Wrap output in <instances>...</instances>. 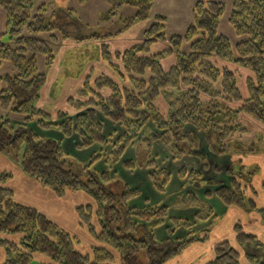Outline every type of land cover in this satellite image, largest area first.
<instances>
[{"label":"trees","instance_id":"1","mask_svg":"<svg viewBox=\"0 0 264 264\" xmlns=\"http://www.w3.org/2000/svg\"><path fill=\"white\" fill-rule=\"evenodd\" d=\"M41 1L0 0V9L6 14L0 63H8L13 69L11 74L0 77L3 85H0V113L24 119L16 124L9 122L6 115L0 117V155L9 150L14 152L19 159L20 172L59 200L68 195L83 196L87 202L76 206L74 213L78 227L85 231L91 244L82 253L77 249L80 243L69 232L35 208L16 202L13 190L5 185L12 180V174L1 171L0 252L3 260L0 264H138L142 251L148 264H167L193 244L205 243L206 234L185 240L172 239L177 228H191V223L178 220L167 227L169 239L156 241L152 230L158 223H149L165 218L166 210L130 208L128 201L137 197L138 191L127 186L120 188L110 173L126 148L136 140L139 167L146 159L147 166H154L149 155L156 142L163 144L173 160L190 156L203 161L197 152L198 136L184 131L187 124L203 133L209 151L216 156L234 158L253 151L254 146L241 139L246 129L238 117L244 115L264 128V0H232L228 14L227 5L221 1L198 0L192 10V22L183 35L167 38L166 18L155 16L144 31L142 41L123 52L111 54L108 46L102 44L100 58L118 80L105 75L94 80L87 77L66 100L67 109L72 110L74 116L67 111L52 115L37 108L46 78L38 72L36 58L43 57L45 65L51 67L54 63L52 45L58 43V36L63 40L69 38L56 25L45 22L46 16L58 11L55 9L48 15L49 7L39 5ZM76 2L83 5L88 0ZM153 3V0H106L109 9L99 20L108 24L97 27L104 32L77 41L104 42L117 37L135 24L149 20ZM125 7L133 9L134 15L120 16L118 12ZM226 15L231 33L221 30ZM66 23L64 28L68 31ZM111 29L114 30L110 32ZM42 36L48 40H43ZM163 43L166 44L164 49L153 50ZM170 58L175 60L171 66ZM227 65L248 72L246 98L238 88L236 73ZM158 101L165 110L158 108ZM233 104L238 105L233 107ZM96 112L124 128V134L111 144L103 173H97L94 165L101 159L110 138L103 135ZM149 121L154 130L145 129ZM30 123L42 130L58 131L66 138L76 134L78 150L93 144H99L102 149L81 163L66 155L57 140L32 132L27 126ZM207 166L204 164L205 168ZM125 167L133 169L134 165L125 163ZM256 172L253 169L241 174V168L230 166L225 173L232 178V188L215 182L209 185L218 186L215 195L227 207L262 214L236 181V178L246 177L248 182ZM179 176L203 188L199 185L200 174L183 169ZM169 177L164 169L149 174L159 192H164ZM186 205L199 208L198 219L205 220L211 215L210 210L203 215L202 204L190 196ZM241 231L240 226H236L239 247L249 242L257 246L253 235ZM213 254L214 260L209 264H242L240 254L228 242L215 244ZM246 258L255 259L251 255Z\"/></svg>","mask_w":264,"mask_h":264},{"label":"crops","instance_id":"2","mask_svg":"<svg viewBox=\"0 0 264 264\" xmlns=\"http://www.w3.org/2000/svg\"><path fill=\"white\" fill-rule=\"evenodd\" d=\"M79 8V13L81 17H83L87 26L93 27H105L108 23H101L99 21V14L106 13L109 9L108 5L106 4V0H88L87 3L83 5H79L76 0H72ZM191 3L189 7H186L184 4L187 0H153V8L151 10V15L149 20L144 22H139L132 26L131 28L124 31L117 37L108 39L106 41L99 42V45L106 44L109 48V52L114 54L115 52H123L124 50L130 48L131 46L139 43L142 41L143 33L148 27L152 24L153 19L155 16H163L166 20L171 19L176 22L177 25H181L183 20H185L186 27H183L182 33L179 35H183L185 30L192 22V10L194 4L198 0H190ZM39 5H45L49 7L48 15L55 10L56 8L51 5L50 0H42ZM88 5V6H86ZM77 8V9H78ZM119 15L122 17H131L134 15V10L131 8H122L119 12ZM181 20V21H179ZM5 26H6V14L3 10L0 9V41L4 38L5 33ZM166 27V25H165ZM165 31V30H164ZM166 36V35H165ZM177 36V35H173ZM167 37V36H166ZM172 37V36H171ZM169 38V37H167ZM42 39L47 41L48 37L42 36ZM65 42H62L60 39L58 43L52 45V50L54 53V47L62 45ZM163 45L164 48L166 44ZM100 50V49H99ZM154 50V49H153ZM161 50V49H160ZM61 55L59 53L58 57ZM41 57V56H39ZM37 61V69H38V58ZM43 58V57H41ZM56 58V57H54ZM44 60V58H43ZM169 63L174 60V58L169 59ZM54 63L55 59H54ZM53 63V65H54ZM43 65V61L41 62ZM168 63H164L167 65ZM52 65V66H53ZM0 70L1 74H11L13 69L10 64L8 63H0ZM39 73H42L39 71ZM3 75H0L3 76ZM98 75H105L112 80H115L111 70L109 69L108 65L103 62L99 57L96 61H92L89 63L86 68L83 70L81 76L76 80H68L64 87L63 94L56 100L50 98L49 90L51 87L50 81H45L44 86L41 88L40 91V101L38 103V108L44 112L54 115L59 111H69L66 106V100L73 96L75 91L80 88L87 77L91 79H95ZM46 78V77H45ZM3 87L2 84H0ZM14 116V115H13ZM97 121L102 126L103 135L109 137L110 134L108 129L112 128L113 125L120 126V136L124 134V128L120 124H114L109 119L104 116H101V113H95ZM17 117V116H15ZM148 127V126H147ZM36 129V130H35ZM32 129L34 133L43 137H50L58 140L63 147L65 148L66 152L69 154H74L75 156L78 153L74 150L73 146H71V138L63 137L58 131L55 130H42L39 128ZM147 130H154V127L147 128ZM186 133H200L201 137L199 138V149L198 153L202 156L203 161H200L196 157L185 156L179 160H173L171 154L168 150L163 146L162 143L156 142L151 147V153L149 158L153 160L156 164L157 171L160 170H167L169 172V182L167 183L164 192H159L152 184L149 174L152 172L150 169L146 168V165L139 167L137 166V149L136 144L132 143L127 149L124 151L120 161L116 163L111 171V178L116 182L120 188L123 186H127L131 189H135L138 191L139 195L131 200L128 201V206L130 208L141 209L147 206L150 207H157L159 209L166 210V217L161 218V224H158L153 229V236L156 241H165L168 239L167 234V227L172 225L173 220L189 222L191 223V228H184L179 227L174 231L172 236L173 239L176 240H185L189 237H196V236H203V234L207 235L208 240L205 243H195L190 248H188L185 252L181 254L178 258L170 262L169 264H209L214 260L213 254V247L215 244L228 242L235 250L238 251L240 254L241 263L242 264H251V262L246 261V254L245 249L246 247L252 245L255 246L252 242L246 243L244 246L239 247L236 243V226H240L241 232L253 235L255 239H258L259 236L264 235V219L263 216H259L258 213L250 212L245 213L240 211L236 208H227L219 198L216 197L215 191L218 188L216 185H209L210 182H215L216 184H222L227 188H231V178L229 176H221V173L215 172L214 168H221L223 167L228 168L229 166H240L239 162H243L244 167H251L257 164V161L251 160L253 157L249 155L248 157L240 158L234 156L231 158L230 162H226L227 156H216L209 151L207 143L204 139L203 133L196 130L195 128L191 127L190 125H186L184 128ZM114 132L111 134L113 135ZM112 135L111 139H112ZM198 136V135H197ZM118 137V138H119ZM117 138V139H118ZM116 139V140H117ZM79 142V138L76 136L74 140V144ZM73 144V145H74ZM94 153H97L101 150V146L95 144L91 148L87 150H78V151H86L87 157H83V162L87 161L88 154H93L91 152L92 148H95ZM63 149V148H62ZM98 149V150H97ZM110 150V149H109ZM107 151V147L104 149L102 153V158L99 162L96 163V169L98 173H103L106 170L105 166V158H103L104 153ZM90 155V156H91ZM252 157V158H251ZM148 159L145 160V164L147 163ZM104 164H103V163ZM0 172L7 171L12 174V180L5 184L9 186L14 192V199L18 203L35 208L36 210L43 213L48 219L58 224L60 227H63L65 219V210L64 206L59 207L54 210V216H51L49 212L46 210V207L52 205H59L62 200L57 199L53 196V194L47 190L42 189L36 182L31 180L30 178L24 176L18 167L11 168L9 163L5 162L4 158L0 155ZM125 163H132L134 165L133 169H128L125 167ZM226 163V164H225ZM100 164L104 165V168H100ZM204 164L208 165V168L204 167ZM193 171L201 175L200 187H195V183L197 182H190L187 178H181L179 176V172L181 170ZM258 175V174H257ZM257 175L251 178L250 183L244 184L245 189L247 190V199L252 200L257 204L258 198H264V195H259L258 191L264 192V187L258 186ZM259 177V176H258ZM241 181L238 179V183ZM123 185V186H122ZM240 185V184H239ZM29 192L32 196L30 199V203L21 202L18 199L17 193ZM208 193L209 195H206ZM190 196L192 200H196L197 202L201 203L204 207L203 215L211 212L210 218L208 219H198L197 214L199 213V208L195 206H188L186 205L187 197ZM69 199H72L71 208L74 211L77 205L81 203H86V199L81 195H68ZM79 203H77V202ZM259 203V200H258ZM45 206V208H44ZM258 210L259 204H258ZM47 211V212H46ZM264 213V212H263ZM74 215L75 224L78 227L77 219ZM72 218V217H71ZM259 240V239H258ZM261 243V241L259 240ZM264 243V242H263ZM256 247V246H255ZM262 248V247H258ZM264 248V247H263ZM244 260V262H243Z\"/></svg>","mask_w":264,"mask_h":264},{"label":"rangeland","instance_id":"3","mask_svg":"<svg viewBox=\"0 0 264 264\" xmlns=\"http://www.w3.org/2000/svg\"><path fill=\"white\" fill-rule=\"evenodd\" d=\"M218 1H221V2H223V3H225L227 5V11L228 12L226 14H228L229 11H230L232 0H218ZM50 3H51L52 6H54L56 8L55 11H58V12H55L54 14H52L50 16H46L45 17V22L46 23H53L54 25L57 26L58 29L60 28V30L62 32H64V34L69 35V38L66 39V40L60 39L61 36H58L59 39L62 42H65V43H63L62 45L54 47L53 56L56 57V58H54L56 63H54L53 66L47 67L45 65V60H43V58H41V57L38 58V69H39V71H41L45 75L46 80L50 81V83H51V87H50V90H49L50 98L53 99V100H56V99H58L60 97L61 94H63L64 87L67 84L66 82L68 80L76 81L81 76V74H82L83 70L86 68V66L89 63H91L92 61H96L98 59V57H99V53H100L99 49L101 48V46L99 45V42H101L102 40H89V41H85L83 43H81V42L79 43L77 41V39H80L82 37L87 38L90 35L97 34V33L98 34L99 33H103L104 31L100 30V29H97V27L87 26V23L84 21L85 19L83 17H81V14L79 13L78 6L72 0H50ZM190 3H191V1L187 0V2H185L184 5L186 7H189ZM86 6H88V5H86ZM68 12H70V13H68ZM67 14H69V15L65 16ZM104 14L105 13L99 14V19H101V16L104 15ZM226 18H227V15L225 16L224 20L222 21L221 30L224 33L225 32L226 33H231L230 32V27H228V25L226 23ZM179 21H181V20H179ZM65 23H66V26L69 27L68 31L64 28ZM165 25H166V27H165L164 33H165V35L167 37H171L173 35H179L180 33H182V31L184 29L183 27H186L187 24H185V20H183L181 25H177L175 21L169 19V17H168ZM70 28H74V29H70ZM113 30L114 29H111L110 32L113 31ZM160 49L161 50L164 49V46L163 45L156 46L154 51L157 52ZM185 50H187V49H185ZM59 53H61V55L58 57ZM42 61H43V65L41 64ZM174 62H175V60H172V62L169 65L171 66ZM116 65L119 66L120 64L116 63ZM169 65H166L165 67L168 68ZM119 67L121 68V65ZM220 67H222V66H220ZM226 67L229 68L234 73H236L238 88H239L243 98H246L245 79L248 76V72H246L243 69H240V68H237L235 66H232V65H227ZM109 69L111 70L110 67H109ZM1 73L2 72L0 70V75H3ZM111 73L113 74V76L115 78V81H117L118 78L112 72V70H111ZM39 101H38V103H39ZM38 103H37V108H38ZM237 105L233 104L232 106L233 107H237ZM157 106H158V108L160 107V109L162 111L165 110V108L163 107L164 105L161 103V101L157 102ZM67 113L71 114L72 116L75 115L72 110L67 111ZM3 116L7 117L9 122L16 123V124H20V123H22L24 121V119L21 118V117H15L12 114L7 115V113H4V112L0 113V117H3ZM101 116H103V115L101 114ZM238 119H239V122L242 124L243 128L246 129V135H242L241 139L246 144H248L249 146L250 145L254 146L252 152H250V153L248 152L244 156H239V157L240 158H244V157H248L249 155H251L253 157V158L251 157L252 158L251 160L257 161L258 163L255 164L254 166L246 168V167L243 166L244 165L243 162L242 163L239 162L240 166L237 165L236 167H239V168L242 169V173L241 174H247V171H249V170L251 171L253 169H256L257 172H256L255 175L258 174L257 175V181H259L258 182V186L259 187L260 186L264 187V128L261 127L260 125H258L257 123H255L254 121H252L251 119L246 118L244 115H239ZM116 124H119V123H116ZM187 125H190V124H187ZM27 126H28V128L31 131H32V129L38 128V126L35 123L27 124ZM147 126L149 128L154 127V125L152 124L151 121H149L146 124L145 129L148 128ZM108 130H109L108 132L110 134H108L109 137H107V138H110V143L106 146L107 147V151L103 155V158H105V161H106V158L108 157V154L110 152L109 149H111V144L114 143L116 141V139L120 136V132H119L120 126L119 125H113V127L108 129ZM112 132H114L113 135L111 134ZM38 135H40V134H38ZM110 135H112V139H111ZM196 135H198V137H201L199 132ZM76 136H77L76 134H72L71 135V137H70L71 138V144L70 145L73 146L74 148H76L74 150L78 153V155L75 156L74 154H69L68 152H66L65 148L63 147V145H62V148H63V151H64V153L66 155L70 156L71 158H73L76 161L84 163L82 159H83V157H87L86 156L87 152L86 151H78L77 150L76 146L79 144V142L77 144H74V140L76 139ZM52 139H54V138H52ZM132 143L136 144V149H137L138 141L136 140V141H133ZM93 145H95V144H93ZM93 145H91L87 149L91 148ZM97 145H99V144H97ZM87 149H83V150H87ZM95 149H96V147L91 149V152H93V154H95L94 153ZM101 149H102V147H101ZM104 149H103V151H104ZM90 155L91 154H88V158L92 156V155L91 156ZM1 156L4 158L5 162L9 163L11 168L18 167L19 159L16 157L14 152L9 150L8 152H5ZM225 156H227V158L225 159L226 162L227 163L230 162V160H231L230 157L231 156H228V155H225ZM151 161L154 163L153 167L147 166L148 161H147L146 164L144 163V165H146V168L150 169L153 172V171H156L157 169H155L156 168L155 162L153 160H151ZM0 166H1V163H0ZM98 168L99 167L98 166L96 167V163H95L94 170L96 171V169H98ZM100 168L103 169L104 165L100 164ZM207 168H208V166H207ZM215 168H217V167H215ZM228 168L226 167V165H225V167H223V169L218 168L220 171L217 172V173H221V176L224 177L226 175L225 171ZM236 169L239 170L238 168H236ZM110 176H111V173H110ZM226 176H228V175H226ZM226 176H225V178H226ZM252 177H250V180H248V182L246 181V177L245 178L244 177H240L239 178L241 181H239L238 184H240V187L244 191L245 195L247 194V190L245 189L244 184H246V183L249 184ZM231 180H232V178H231ZM236 181L238 182V178H236ZM118 191H121V190L118 189ZM258 194L259 195H264V192L258 191ZM17 196H18V199L21 200V202L23 201L25 203H30V201H31L30 198L32 197L29 194V192L28 193L27 192H23L22 194L21 193H17ZM246 198H247V196H246ZM258 200H259V203H258ZM72 201L73 200L69 199V197L64 198V199H62L61 203L58 206L57 205H52V206H49L48 208L46 207V210L49 212V214L51 216H54L55 215L54 214L55 213L54 210L56 209V207L57 208L62 207V209H63V206L65 207L64 210H65V217L66 218L63 219L64 225H63L62 228L64 230H66L67 232H69L73 237L76 238V240L80 243V245H79V247L77 249H79L83 253V252H85L87 250V248L91 244V242H90L89 238L87 237V234L85 233V231H83L82 229L77 227L76 224H75V219H74V215H73L74 211L71 208L72 207L71 206ZM256 201H257V204H255V206L257 207L258 204H259V206H260L259 209H262V207H264V198H262V197L258 198ZM77 203H79V202H77ZM81 204H83V203H81ZM147 207H150V206H147ZM44 208H45V206H44ZM227 208H235V207H227ZM257 209H258V207H257ZM260 211H262V214L258 213V212H255V213H258L259 216L261 215V217L263 216V219H264V213H263L264 211L263 210H260ZM247 213H250V212H247ZM156 223L161 224L162 222L160 221V219H154V220H151V222L149 224H156ZM158 224H156L155 227ZM152 234H153V230H152ZM153 238H154V236H153ZM258 239L261 241V243L259 242ZM258 239H256V242H257V246L256 247L250 245V246L246 247V249H245V254L246 255H251V256L255 257V259L253 261H250L251 264H264V248H263L264 247V243H263L264 242V235L259 236ZM160 242H162V241H160ZM258 247H262V248H258ZM2 260H3V255H2V252H0V262H2ZM246 261L249 262V260L247 258H246ZM243 262H244V260H243ZM169 263H167V264H169ZM138 264H148V260H147V257L145 255L144 251H142L139 254V256H138Z\"/></svg>","mask_w":264,"mask_h":264}]
</instances>
